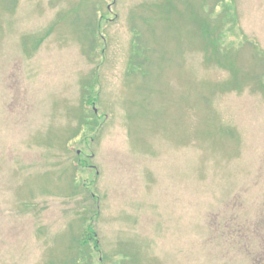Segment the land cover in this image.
<instances>
[{
  "label": "rangeland",
  "instance_id": "rangeland-1",
  "mask_svg": "<svg viewBox=\"0 0 264 264\" xmlns=\"http://www.w3.org/2000/svg\"><path fill=\"white\" fill-rule=\"evenodd\" d=\"M0 264H264V0H0Z\"/></svg>",
  "mask_w": 264,
  "mask_h": 264
}]
</instances>
